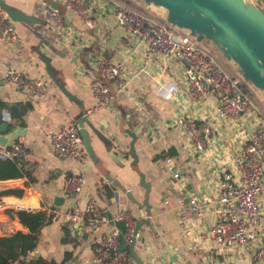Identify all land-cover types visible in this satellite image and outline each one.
<instances>
[{"label":"crops","instance_id":"0c3cea01","mask_svg":"<svg viewBox=\"0 0 264 264\" xmlns=\"http://www.w3.org/2000/svg\"><path fill=\"white\" fill-rule=\"evenodd\" d=\"M44 1L0 0V4L33 18L31 22L14 20L21 34L17 45L0 42V100L7 106L3 109V121L9 124L8 132L20 128L21 135L15 142L24 143L29 152L24 158L0 155L3 160H14L22 172L19 177L0 178V190L24 187L22 198L14 195L5 198L8 201L18 198L26 205L24 220L17 210L10 213V208H6L0 212V236L29 232L28 223L35 211L46 210L49 214L51 206L62 210L85 209L91 200L96 201V214L107 220L97 228L84 222L78 232L73 228L75 222L66 215L49 220L40 229L36 248L26 257L21 253L14 264L33 261L35 252L37 260L43 257L64 264L91 263L95 246L111 231H120L109 219L112 214L117 220L119 210L127 211L135 225L146 218L150 220L141 227L136 242L144 264L222 261L223 256L214 254L207 236L214 220L219 178L231 166L235 151L251 129L246 124L244 130L239 122L219 123L214 115V99L194 101L183 82V65L158 56L148 58L147 45L116 25L110 0H94L91 6L94 26H88L65 8L61 0H47L62 9L67 19L65 27H57L45 18ZM100 57L122 62L130 84L126 93L116 96L113 107L90 112L95 104L90 84ZM45 59L72 97L50 76ZM9 67L46 78V97L30 99L6 84L4 75ZM183 115L212 124V139L205 152H196L190 146L188 133L177 125V119ZM86 116L94 154L83 142L82 159L58 157L46 130L71 123L79 125ZM168 150L172 155L164 154ZM176 172L181 176L176 178ZM75 173L84 175L85 184L72 197L64 193L63 186L66 178ZM141 174L151 187L147 201ZM104 189L105 196L101 193ZM56 196L65 197L63 205L55 203ZM177 196L186 201L193 196L212 199L207 201L206 219L193 217L184 222L175 201ZM166 199L171 200V206H165ZM129 264L136 262L131 258Z\"/></svg>","mask_w":264,"mask_h":264},{"label":"built area","instance_id":"2783aa9c","mask_svg":"<svg viewBox=\"0 0 264 264\" xmlns=\"http://www.w3.org/2000/svg\"><path fill=\"white\" fill-rule=\"evenodd\" d=\"M68 10L82 18L88 26H94L91 6L94 0H61ZM113 3L112 16L117 26L127 34L137 36L147 45V57H160L183 65V82L194 101L215 100V117L221 124L232 122L249 124L251 131L243 144L235 151L231 166L225 168L219 178L216 204L213 207V221L209 227L208 239L215 255L223 256L222 261L210 264H264V109L251 96L244 86L243 77L230 72L211 47L197 41L187 29L171 25L156 14L140 11L119 0ZM264 9V0L260 1ZM45 18L57 27L67 26V19L59 6L44 1ZM21 34L15 21L0 5V42L15 46ZM4 82L19 89L30 99L45 98L48 82L42 77H33L22 70L9 67ZM130 79L122 62L100 57L96 60L90 88L95 104L89 110L98 111L113 107L116 96L126 93ZM189 135L190 146L196 152H205L212 139V124L199 121L194 116L183 115L177 119ZM46 135L56 155L66 160L84 157L83 138L77 123L49 128ZM24 143L15 142L12 146L0 145V155L8 158L28 156ZM173 168V166H172ZM180 177V172L174 174ZM85 177L75 173L67 177L63 186L66 195L78 194L83 190ZM106 190H102L105 196ZM212 199L193 196L185 200L177 196V208L187 222L190 218L204 221L208 203ZM165 206H171L166 199ZM6 208L22 210L23 202L8 201L0 198V212ZM51 220L56 221L66 215L72 222L84 220L90 228H97L106 221L105 216L96 214V201L91 200L85 209L69 207L62 210L59 206L49 208ZM118 219L127 221V239L134 236L135 221L125 210H119ZM189 229L191 228L188 225ZM118 229L106 235L94 248V257L89 264H129L131 257L120 251ZM87 264V263H77Z\"/></svg>","mask_w":264,"mask_h":264},{"label":"water","instance_id":"95a60500","mask_svg":"<svg viewBox=\"0 0 264 264\" xmlns=\"http://www.w3.org/2000/svg\"><path fill=\"white\" fill-rule=\"evenodd\" d=\"M143 2L146 7H161L166 9V20L171 25L187 29L191 36L206 45L211 41L213 46L220 52V56L236 64L235 72L239 73L244 81L264 90V9L260 6L261 0H137ZM2 5V4H0ZM10 17L15 21L31 22L33 18L23 12L13 10L2 5ZM98 15V14H95ZM102 20V19H100ZM213 49V48H212ZM46 60L50 76L57 82L62 91L72 97V93L66 86L58 81L50 68V61ZM46 80V78H45ZM88 117L80 120V132L85 147L91 154L94 149L91 144V136L85 121ZM250 128L249 124H247ZM9 124L0 122V145L12 146L21 135L20 128H12L8 132ZM107 146L109 143L102 137ZM140 183L146 188V201L149 197L150 184L146 182L145 175L141 174ZM25 193L24 187L11 186L0 190V198L14 195L22 198ZM75 197V194H71ZM132 196V195H131ZM65 197L56 196L55 203L63 205ZM147 211L150 205L147 203ZM111 224L120 227L119 245L120 251H127L136 264H144L143 259L136 250L137 236L141 227L150 223L144 219L136 223L134 236L131 241L127 239V221L115 219L109 214ZM85 221L74 223L73 228L79 231V225ZM38 253H34L33 261H37Z\"/></svg>","mask_w":264,"mask_h":264},{"label":"trees","instance_id":"16d2710c","mask_svg":"<svg viewBox=\"0 0 264 264\" xmlns=\"http://www.w3.org/2000/svg\"><path fill=\"white\" fill-rule=\"evenodd\" d=\"M123 3H126L134 8L139 9L140 11L152 13L151 10L140 4L137 0H119ZM245 88L251 94V96L256 100L257 96L253 88L248 84L244 83ZM257 101V100H256ZM6 103L0 100V122L3 121V109L6 108ZM21 116V115H17ZM167 155H172V151L168 150L164 153ZM6 170L10 173H6ZM19 177L22 176V172L16 166V163L12 159L3 160L0 158V178L5 179L8 177ZM14 209H10L12 213ZM20 218L24 220L25 210L16 211ZM51 220L50 214L46 210L35 211L28 223L29 232L23 233L21 231H16L9 235L0 236V264H14L20 259L21 253L26 257L31 251H33L36 246L38 239L40 237L41 227ZM69 256V255H68ZM21 264H64V262H58L55 259H45L43 257L39 258L37 262L34 261H23Z\"/></svg>","mask_w":264,"mask_h":264},{"label":"rangeland","instance_id":"374dc122","mask_svg":"<svg viewBox=\"0 0 264 264\" xmlns=\"http://www.w3.org/2000/svg\"><path fill=\"white\" fill-rule=\"evenodd\" d=\"M140 4L144 5V6H147L145 5L143 2L141 1H138ZM151 10V12H153L154 14H156L157 16L161 17V18H164L166 19V9L164 8H161V7H152V8H149ZM206 43L208 44L207 46L211 47L214 49V51L218 54L219 58L222 60V62L224 63L225 67L230 71V72H235V69H236V64L233 62V61H228L226 59H224L223 57L220 56V52L217 48H215L212 44L211 41H206ZM250 85V84H249ZM256 96H257V102L260 104V106L264 109V90H260L258 88H256L255 86L253 85H250ZM9 201H12V202H20V200L18 198H9Z\"/></svg>","mask_w":264,"mask_h":264}]
</instances>
